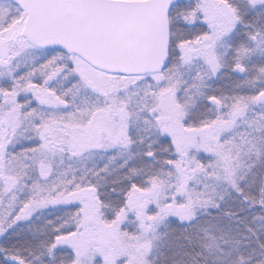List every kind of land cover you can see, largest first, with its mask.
I'll return each mask as SVG.
<instances>
[{
	"label": "snow or ice",
	"instance_id": "obj_1",
	"mask_svg": "<svg viewBox=\"0 0 264 264\" xmlns=\"http://www.w3.org/2000/svg\"><path fill=\"white\" fill-rule=\"evenodd\" d=\"M0 264H264V0H0Z\"/></svg>",
	"mask_w": 264,
	"mask_h": 264
}]
</instances>
